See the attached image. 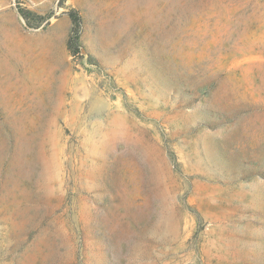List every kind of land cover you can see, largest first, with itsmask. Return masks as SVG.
Instances as JSON below:
<instances>
[{
	"label": "rangeland",
	"instance_id": "374dc122",
	"mask_svg": "<svg viewBox=\"0 0 264 264\" xmlns=\"http://www.w3.org/2000/svg\"><path fill=\"white\" fill-rule=\"evenodd\" d=\"M0 264H264V0H0Z\"/></svg>",
	"mask_w": 264,
	"mask_h": 264
},
{
	"label": "trees",
	"instance_id": "16d2710c",
	"mask_svg": "<svg viewBox=\"0 0 264 264\" xmlns=\"http://www.w3.org/2000/svg\"><path fill=\"white\" fill-rule=\"evenodd\" d=\"M18 14L27 21L34 22V26L39 28L45 21L48 24L49 17L43 16H33L32 13L24 8L17 7ZM67 16L71 22V30L67 40V49L72 55L79 54V40L82 31V19L80 14L74 10L70 9L66 12Z\"/></svg>",
	"mask_w": 264,
	"mask_h": 264
}]
</instances>
